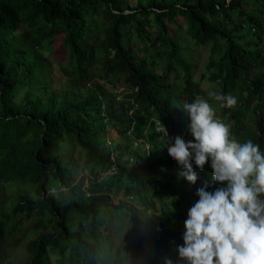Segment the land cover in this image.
Instances as JSON below:
<instances>
[{"label":"trees","instance_id":"obj_1","mask_svg":"<svg viewBox=\"0 0 264 264\" xmlns=\"http://www.w3.org/2000/svg\"><path fill=\"white\" fill-rule=\"evenodd\" d=\"M209 91L264 152V0H0V264H181L217 185L178 177L164 129L191 140L180 108Z\"/></svg>","mask_w":264,"mask_h":264},{"label":"clouds","instance_id":"obj_2","mask_svg":"<svg viewBox=\"0 0 264 264\" xmlns=\"http://www.w3.org/2000/svg\"><path fill=\"white\" fill-rule=\"evenodd\" d=\"M209 100L219 109L237 105L234 95L209 91L207 98L195 96L180 108L191 140L175 137L169 143L164 129L167 156L182 169L178 177L195 184L194 166L203 170L207 163L217 185L196 191L177 258L181 264H264V152L251 140L231 137Z\"/></svg>","mask_w":264,"mask_h":264},{"label":"rangeland","instance_id":"obj_3","mask_svg":"<svg viewBox=\"0 0 264 264\" xmlns=\"http://www.w3.org/2000/svg\"><path fill=\"white\" fill-rule=\"evenodd\" d=\"M54 50H55V52H54V54H52L53 59H55L56 61H59V62H64L65 53L63 52V50H59V49H54ZM207 54H208V52L206 49L199 52L200 62H202V61H204V59H206ZM61 80H62L61 77H59V76L55 77L57 89L67 88L68 90H72V88H68L66 86V84L63 85ZM204 85H208L206 81H205ZM117 223H118L117 224L118 230L123 231L126 223L122 222V219H120L119 222H117Z\"/></svg>","mask_w":264,"mask_h":264}]
</instances>
